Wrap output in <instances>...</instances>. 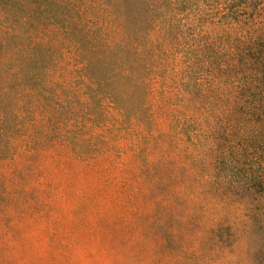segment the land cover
<instances>
[{
	"label": "trees",
	"instance_id": "1",
	"mask_svg": "<svg viewBox=\"0 0 264 264\" xmlns=\"http://www.w3.org/2000/svg\"><path fill=\"white\" fill-rule=\"evenodd\" d=\"M246 117L264 119V0H0V163L129 155L134 192L178 234L174 259L191 232L169 216L191 201L172 152L222 227L229 194L264 190V151L243 157L232 138Z\"/></svg>",
	"mask_w": 264,
	"mask_h": 264
},
{
	"label": "rangeland",
	"instance_id": "2",
	"mask_svg": "<svg viewBox=\"0 0 264 264\" xmlns=\"http://www.w3.org/2000/svg\"><path fill=\"white\" fill-rule=\"evenodd\" d=\"M235 124L232 138L243 157H263L264 119ZM171 159L172 180L191 201L169 216L175 227L189 226L185 258L174 259L178 234L162 228L159 211L134 192L140 171L129 155L82 164L48 152L0 163V264H264V190L229 194L220 211L227 218L219 217L224 226L213 229L210 201L187 190L200 189V175L189 177L174 151ZM190 218L202 222L199 231Z\"/></svg>",
	"mask_w": 264,
	"mask_h": 264
}]
</instances>
